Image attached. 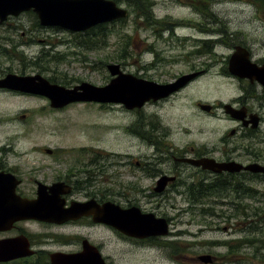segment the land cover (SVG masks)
<instances>
[{"label":"rangeland","instance_id":"rangeland-1","mask_svg":"<svg viewBox=\"0 0 264 264\" xmlns=\"http://www.w3.org/2000/svg\"><path fill=\"white\" fill-rule=\"evenodd\" d=\"M150 1L155 19L171 25L173 21L177 22L173 28L168 26L169 32L162 30L160 35L154 33L153 26H149L142 16L139 18L138 14L129 13L128 17L107 24L109 31L105 43L93 37L91 46L86 48L74 44L80 33L56 26H42L33 17V12L26 11L9 17L8 23L0 25V47L8 48L11 45L10 40L6 43L3 37L22 39L23 42L16 48L21 53L14 57L9 56L12 54L0 53V77L9 71L16 74L40 73L67 87L80 81L101 85L109 80L105 64L117 62L116 57L125 50L124 59L119 61L124 71L155 81H171L208 61L207 56L194 54L201 45L199 41L206 38L222 39L223 42L215 43L213 48L209 74L199 77L169 99L142 108V117H152V123L161 121L164 129L157 128L158 132H169L168 141L174 147L220 146L219 138L228 128L235 127L236 123L230 122L222 110L216 111L214 115L202 112L195 102L228 103L238 93L235 82L220 74V70L227 66L234 45L248 47L254 60L264 58L263 3L257 0L205 1L202 4L208 7L211 14L203 15L194 7V0ZM120 5L128 9L126 3ZM14 25L17 26L12 28ZM207 30L211 32H205ZM21 32L24 33L22 36ZM104 106L98 108L93 103H78L69 104L63 110L52 109L44 96L0 91V147L84 145L103 148L107 162L105 174L110 177V180L104 181V188L113 187L123 192L126 198L114 197L116 203L119 201L122 206L137 202L146 211L170 217V232L160 238L176 241L180 248L177 247L178 250L173 252L172 246L148 245L122 237L107 225L93 227L79 224L65 229V232L71 233L67 238L71 239V243L66 244V237L63 236V243L60 241L48 245L49 249L56 252L79 250V237L84 236L96 244L100 243L102 255L109 264H206L197 259V255L205 253L219 256L216 262L210 264H264L261 258L264 257V245L257 250L253 246L243 245L235 252H229L224 244H235L233 241L247 233V226L241 225L244 219L231 218L228 221L230 219L220 216L200 217L190 211L179 210L187 206L180 199L157 202L153 198L143 197L144 193L132 191V185L147 187L151 183V179L141 176L134 158L144 160V155L154 153L155 148L142 144L130 134L131 123L138 120V115L132 110L119 104ZM237 142L246 144L243 147L250 151L264 150V141L256 140L257 144L252 146L244 140ZM168 157L171 158V155ZM168 163L171 165L172 161ZM163 168L166 169V165ZM188 173L189 177L184 176L186 186L199 178V175L194 176L193 169H189ZM242 184L248 194L255 195L248 203L249 209L258 207L264 211V181L245 179ZM218 185L217 181H213L212 186ZM179 190L182 191L181 188ZM180 194L183 193H173L171 190L167 193L168 196ZM219 194L223 193L219 191ZM215 208L218 213H230L228 206L219 205ZM205 222L206 225L213 223L218 227H205ZM26 224L35 233L55 230L37 222ZM224 226L230 227L224 230Z\"/></svg>","mask_w":264,"mask_h":264},{"label":"flooded vegetation","instance_id":"flooded-vegetation-1","mask_svg":"<svg viewBox=\"0 0 264 264\" xmlns=\"http://www.w3.org/2000/svg\"><path fill=\"white\" fill-rule=\"evenodd\" d=\"M152 20H154L153 24L156 23L155 19ZM5 23H8V21H2L0 22V25ZM163 23L165 22H158L156 27H152L154 28V33H157V29H159L158 27ZM16 26L17 25H14L12 28H15ZM171 27L173 28V26ZM163 30L169 32L167 24H165ZM102 33V31L97 32L98 40L102 38ZM23 34V32L20 33L21 36ZM171 34L174 35L175 33L171 32ZM2 39L6 43H8V40L11 42V45L8 48L7 46L0 47V53L2 55L12 54L9 56L14 57L18 53H21L20 51H17L16 48L18 44L23 42L22 39L15 40L12 38L10 39L9 37H3ZM200 42L201 45L195 49L196 53L194 54L198 56H207L209 59L200 67L190 69L180 74L195 73V75L190 78L182 86V88L180 87L179 90L172 92L166 97L159 98L157 100L150 99L140 109H131L133 113L138 115V120L131 123L130 134L138 139L142 144L154 147L155 152L145 154L144 156L146 159L144 160L143 158H134V164L137 169L141 171V176L151 179L150 185L147 187L144 185L141 187L138 185H132L130 186V189L137 194L144 193L142 195L143 197L149 199L153 198L157 202L169 200L176 201L178 199L185 201L187 206L181 207L179 210L190 211L196 216H220L225 219H230L228 221H231V218H241L243 220L248 212V203L254 199V197L245 194L247 192L242 182L244 179H247L253 174H258L259 182L264 181V173H251L246 170H240L239 172H212L207 169H202L201 167H195L194 165L180 159L185 156L193 158L208 157L213 158L218 163L238 162L243 165H247L249 163H259L264 166V150L260 149L258 151H250L248 148L245 149L243 147L246 144L237 142L239 140H244L247 142V145L252 146V144H257V142H255L256 140L264 141V87L262 84L255 79L250 80L246 77L232 75L227 68L220 70V74L235 82L238 88V93L228 103L236 109L241 110L238 117H230V115L226 116L230 122L236 123V126L228 128L219 138L220 146L207 147L205 145H185L181 147H174L168 141L170 136L169 132H158V129H164L161 121L152 123V117H142V108L144 106L165 101L177 94L188 84L196 81L199 77L209 74L211 66L209 60L214 53L213 48L216 41L206 38ZM221 42H223V40H221ZM24 43L28 42L24 41ZM248 50L249 57L254 62L258 65L264 63V58L254 60L253 53L249 48ZM116 63L120 66L122 65L120 62ZM8 70L9 68H7V71ZM7 73L12 72H6L1 77H4ZM156 82L166 83L169 81ZM0 91L29 94L16 90H9L7 88H0ZM78 103H93L98 108H103L105 107L104 105L107 104L97 102H74L71 104ZM199 103L201 102L196 101L195 106L198 107ZM223 103V101L213 102L212 107L209 110H205V113L208 115H214L216 111L222 110L221 108L223 107ZM64 107L57 109L63 110ZM233 112L236 113V111ZM52 132L54 133L55 129ZM258 135H260V138ZM100 138L101 137H98V139ZM168 155H171V158H169ZM169 160L172 161L171 165L168 163ZM127 162H132V160H127ZM153 165L155 166L154 168H152ZM164 165H166V169L163 168ZM106 166L107 162H105V151L103 148L98 147L91 148L84 145L79 147L54 146L50 148L0 147V176L5 178L4 180L1 179V181H8V183L14 188L15 195H18L20 198L34 199L38 197V189H40L46 195H53L55 198L54 200L56 202L60 201L64 208H68L72 203L77 205L84 202L95 203L97 206H101L106 201L116 203L114 199L115 196H122L126 198L123 192H119L113 187L104 188V181L110 180L109 175L105 174ZM189 169H193L195 177L199 175V178L195 179L193 182L194 188L192 190L190 189L191 184L186 186L184 183V176H190L188 173ZM165 176H173L175 179L167 181L166 185L159 189L160 183L158 182ZM235 178L241 179V182L236 184L234 187L232 180ZM213 181L224 184V189L221 190V193L223 194H208L207 189L210 188L209 186L213 184ZM206 182H209V186H205L207 185ZM180 188L182 191L179 190ZM170 190L173 191V193L178 192L183 194L168 196L167 193ZM12 198L14 199V196H12ZM116 204H119V201ZM130 205L139 207L137 202L129 203V205L126 206H120L125 208ZM219 205L228 206L230 213L225 214L224 211H219L218 213V209H216L215 206ZM139 208L142 212H151L146 211L141 207ZM166 219L169 224L172 222L170 217H166ZM33 222L40 223L45 227L54 228L55 230L45 233H35L31 231L28 228L29 226L26 224ZM79 224L90 225L93 227L106 226V224L94 222L92 216L89 215H81L76 219H70L61 224L35 219H20L12 222L10 227L0 229V241H7L3 242L4 246L14 248V246H10L13 244L17 247H21L20 252H24V255L10 260L0 261V264H52L50 261V255L53 252H56V250L52 251L48 248V245L61 243L63 241V236L66 237L64 240L66 244L71 243V239L67 240L71 233L65 232V229L66 227ZM230 225H233V223L230 222ZM241 225L244 226V222H242ZM204 226L210 228H213V226H215L214 228L218 227L213 223L206 225V222ZM107 227L111 228L108 225ZM229 227L230 226H224L222 229L225 230ZM111 229L115 230L114 228ZM118 233L127 239H133L140 243L152 245V237L147 236L145 238H131L121 234L120 232ZM79 238L80 243L83 239H88L84 236H80ZM88 240L90 243L94 244L102 254V246L100 243L96 244L90 239ZM211 255L212 262H216L217 255ZM261 258L264 260V257ZM104 259L106 258L104 257ZM106 263L109 264L107 261Z\"/></svg>","mask_w":264,"mask_h":264},{"label":"water","instance_id":"water-1","mask_svg":"<svg viewBox=\"0 0 264 264\" xmlns=\"http://www.w3.org/2000/svg\"><path fill=\"white\" fill-rule=\"evenodd\" d=\"M29 10L36 14L42 26H57L75 32L103 22L124 18L128 14L127 9L118 5L114 0H0V21L10 15L16 16ZM106 68L111 78L104 85L82 81L72 87H66L50 82L41 74L7 73L0 78V87L46 96L50 106L54 108H61L72 102H98L119 103L127 109H134L141 108L150 99L157 100L168 96L195 75V73L184 74L172 82L160 84L129 72H123L118 63H108ZM228 69L240 77H249L251 80L255 78L264 87V63L257 65L252 62L246 48L235 46L228 60ZM200 108L210 109V106L200 104ZM224 109L233 117H238L241 111L232 108L230 104H225ZM181 160L196 166L201 165L215 172L244 169L264 173V166L258 163L243 166L237 162L218 163L212 158L205 157H184ZM174 178L173 176L161 178L158 182L160 183L159 189ZM1 179L5 178L0 176V229L8 228L12 222L20 219L31 218L63 223L81 215H89L92 216L94 222L107 224L132 238L165 236L169 232L165 217H158L150 212L144 213L137 206L123 208L119 204L106 201L101 206L84 202L77 205L72 203L68 208H64L60 201L54 200L53 195H46L40 189H38L37 198H20L15 195L14 188L8 181L4 182ZM3 242L7 241H0V261L24 255V252H20L21 247L13 244L10 246L14 248L4 246ZM81 246V250L77 252H53L50 255L51 263L106 264L98 248L88 239H83ZM199 258L206 263L212 261L210 255H200Z\"/></svg>","mask_w":264,"mask_h":264},{"label":"trees","instance_id":"trees-1","mask_svg":"<svg viewBox=\"0 0 264 264\" xmlns=\"http://www.w3.org/2000/svg\"><path fill=\"white\" fill-rule=\"evenodd\" d=\"M117 3H126L127 7L129 9V13H134L135 15L138 14L139 18H142L145 20V22L150 26L152 25L153 27L157 26L158 22H162L161 20H157L154 18V16L151 13V1L150 0H114ZM208 1V3H210L212 0H194L193 1V5L196 8V10L198 12H200L203 15H209L211 14L208 7H205L202 3ZM257 1H261L263 3L264 6V0H257ZM151 4V5H150ZM31 14H33L32 12H30ZM33 17L35 18V20L37 21V18L35 16V14H33ZM152 19H155V22L153 24ZM38 22V21H37ZM112 23V22H111ZM108 23H102V24H98L95 27H92L88 30H86L84 33H80L81 37L80 39L78 37H76V40L74 41V44L76 45V47H80V46H84L86 47H90L92 44V38L95 37V39H97L98 41V31H102V42L104 40L105 43V37L106 35H108ZM167 23H163L162 25H160L157 29V34H161L162 30L164 29V26ZM97 41L95 42L97 44ZM125 50L122 51V53L118 54V57H116L117 59H115L117 62L121 61L124 59V55L125 54ZM51 81L54 82V80L50 77L49 78ZM252 177H258V174H253L250 175L247 180H249ZM239 182H241V179L235 178L232 180V184L235 187L236 184H238ZM194 183H192L190 185V189L192 190L194 188ZM205 186H209V183H207V185ZM210 188L207 189L208 194H218L219 191H221L222 189H224V187H214V186H209ZM248 196H255V195H251L245 193ZM250 206L248 204V209H247V213L245 215L244 218V226H247V233L242 236L240 239L233 241L236 242L235 244H231L230 242L224 243L227 246V249L229 252H235L237 250L238 247L243 246V245H249V246H253L254 250H257L258 248L262 247L264 245V215H263V210L261 208L258 207H254L253 209H249ZM168 239L162 240L161 238H157V237H152L151 239V244H156V245H163L165 247L167 246H172L174 248L173 252H176L178 250V248H180L177 245L176 241H167ZM178 247V248H177ZM226 256H224L225 258Z\"/></svg>","mask_w":264,"mask_h":264},{"label":"bare ground","instance_id":"bare-ground-1","mask_svg":"<svg viewBox=\"0 0 264 264\" xmlns=\"http://www.w3.org/2000/svg\"><path fill=\"white\" fill-rule=\"evenodd\" d=\"M116 2V1H115ZM117 3V2H116Z\"/></svg>","mask_w":264,"mask_h":264}]
</instances>
